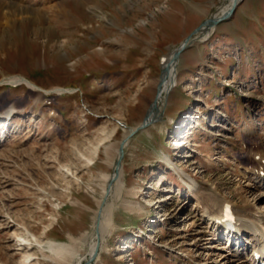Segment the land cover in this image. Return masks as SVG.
Returning a JSON list of instances; mask_svg holds the SVG:
<instances>
[{
  "label": "rangeland",
  "instance_id": "374dc122",
  "mask_svg": "<svg viewBox=\"0 0 264 264\" xmlns=\"http://www.w3.org/2000/svg\"><path fill=\"white\" fill-rule=\"evenodd\" d=\"M231 1L0 0V264H53L38 243L94 231L114 174L104 151L146 114L162 61ZM212 30L180 54L157 120L125 145L87 264L250 263L252 237L226 243L184 182L264 214V183L244 174L249 149L264 159V0ZM14 77L35 88L1 84Z\"/></svg>",
  "mask_w": 264,
  "mask_h": 264
},
{
  "label": "bare ground",
  "instance_id": "6f19581e",
  "mask_svg": "<svg viewBox=\"0 0 264 264\" xmlns=\"http://www.w3.org/2000/svg\"><path fill=\"white\" fill-rule=\"evenodd\" d=\"M209 30L210 29H207L204 27L196 35H199V37L201 38L203 37V35L207 34ZM176 49H174L171 52V54L166 58V61L164 62L162 61L161 63L162 69H164L166 65H169V68H168V72L166 73L164 77V80L161 82V89L159 91H158V84L160 82V77L156 84L157 90L155 92L156 94L153 100H157V103L161 97V93L170 92L174 88L177 82L176 80L177 73L175 72L176 68H174V66L171 65V60L174 56ZM9 83L13 85L23 83V84L28 85V88L31 90L35 88V85H33L32 83L28 81H25L24 78L22 77H14L12 81H9ZM56 91L59 94L63 92L60 89ZM157 91L159 92L158 95H157ZM151 105L152 103L149 105V108L146 114L142 116L141 121L139 122V124H137L136 128H126V126H124L125 130H124V137L122 138V140L115 146V148H111V149L108 148L106 151H104L106 152V155H107L106 157H108L107 163L111 166H114V171L116 168L115 160H117L116 158L118 157L119 149L121 147L123 148L125 147L127 143L125 142V139L129 137L130 132L138 129V127L143 123L145 116H148V118L152 119V113L155 107L151 108ZM11 113H13L12 110L6 111V113L4 114V116L6 117H4V120H2L3 125L6 124V120L8 116L11 115ZM145 129L146 128H144V130ZM97 149L99 150V146L97 147ZM98 150H95L94 155L97 156ZM258 155H259L258 148L256 150H253V149L248 150V157H249L250 165L249 166L247 165L246 170H244L245 171L244 174L250 175L249 180L253 181V183L254 182L257 183L259 186L261 183H264V165L260 163L258 160H256V156ZM89 161L90 163L92 162V160H89ZM165 161H166V164L170 165L171 167L173 166L172 162L168 160H165ZM103 178H104L103 180L106 181L109 179V176L104 175ZM189 182H193V180L190 177H188V181H185L184 183L186 184L187 188L192 190L197 200H199L198 201L199 205L200 206L203 205L204 213H206V216L208 218V222L211 225V228L212 229L222 228L225 231L224 236L226 237V243L228 244L231 239L233 241L235 238L238 239L239 236L242 235L243 233H248L252 237L251 242L249 244L250 245V252H249L250 254L248 255V259L250 260L249 264H263L264 262V258H263L264 257V214L255 212L251 209L250 210L249 209H244V210L233 209L234 214L236 215V224H232V222L230 221L228 223H221V222L219 223V220H221L220 219L221 217H219L218 214L220 213V210L224 204V200L219 198V196H217L213 191L204 193L202 192L203 189L201 190V187L199 185L194 186L192 184H189ZM110 190H111V186L109 187V190L107 186L106 192L104 194L105 196L103 197L102 202L97 210L96 221L94 220L93 222V226L95 224V228L93 232L91 233L84 232L79 237L68 235L67 236L68 243L67 242L58 243V242H53V241H47V242L45 241L39 244L36 241L39 247L41 248L46 247L48 249V252L50 255H43L44 259H47L53 264H84L85 262L88 263L91 258L93 259L94 255L97 254L98 244L100 243V241H102L104 232L108 228V224L111 221V213H110L111 211L109 210H107L108 218L105 219V222L100 221V218L105 215V210L102 211V208L105 205V202H106L107 197L109 196ZM137 205L138 204L136 205L133 204V202H124L123 207L129 212H137V211H140V208L138 209ZM216 236H217L216 237L217 240L221 239L219 238L221 236H218V235ZM18 239H19L18 242L20 243V246H32L33 247L31 240H27L24 237H21L20 235ZM238 245L240 248L243 247V245L241 244H238ZM229 251H231V248L230 250H228V252ZM235 253L239 257V259H241V257L242 258L246 257L245 254L242 252H239V250L235 251ZM258 256H260L259 259H257Z\"/></svg>",
  "mask_w": 264,
  "mask_h": 264
},
{
  "label": "water",
  "instance_id": "95a60500",
  "mask_svg": "<svg viewBox=\"0 0 264 264\" xmlns=\"http://www.w3.org/2000/svg\"><path fill=\"white\" fill-rule=\"evenodd\" d=\"M242 2V0H232L230 5H229V8L222 14H218V15H215V16H212L206 20H204L193 32L192 34H190L189 36H187L183 42L177 47V49L175 50V53H174V56L171 60V65L174 66L175 68V65L177 64V61H178V58L180 56V54L185 50L187 49L192 43H194L196 40H199L200 37L198 35H196L198 32L201 31V29H203L204 27L207 28V29H215V27L220 24L221 22H224V21H227L229 19H231V17L233 16L237 6ZM212 30V31H213ZM168 68H169V65H166L164 69H162L161 67V75L159 76L160 77V82L158 84V91L161 89V82L164 80V77L166 75V73L168 72ZM157 91V95L159 94V92ZM157 103V100H153L152 102V105H151V108L155 107ZM157 119H150L148 118V116H145L144 120H143V123L138 127V129H136L135 131H131L130 134H129V137H127L125 139V142H128V140L133 136L135 135L137 132L139 131H143L144 128H147L148 125H151L152 123H154ZM128 128V127H127ZM127 144V143H126ZM122 146V145H121ZM123 147H121L119 149V154H118V157H117V160H116V168H115V171H114V174L108 184V190H109V187L111 186V183L112 181L118 176V172H119V168H120V162H121V158L123 156ZM96 255V254H95ZM94 255V257H95ZM93 257V258H94ZM92 259V258H91ZM90 259V260H91ZM89 260V261H90ZM84 264H87L84 263Z\"/></svg>",
  "mask_w": 264,
  "mask_h": 264
}]
</instances>
